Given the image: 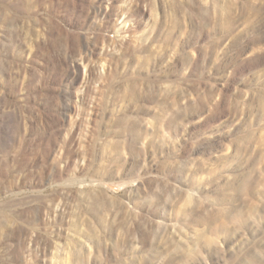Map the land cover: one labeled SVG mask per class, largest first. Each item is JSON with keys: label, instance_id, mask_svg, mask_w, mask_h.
Returning a JSON list of instances; mask_svg holds the SVG:
<instances>
[{"label": "rangeland", "instance_id": "374dc122", "mask_svg": "<svg viewBox=\"0 0 264 264\" xmlns=\"http://www.w3.org/2000/svg\"><path fill=\"white\" fill-rule=\"evenodd\" d=\"M0 264H264V0H0Z\"/></svg>", "mask_w": 264, "mask_h": 264}]
</instances>
